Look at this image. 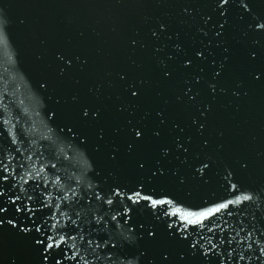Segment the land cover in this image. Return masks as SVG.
<instances>
[{
    "label": "water",
    "instance_id": "water-1",
    "mask_svg": "<svg viewBox=\"0 0 264 264\" xmlns=\"http://www.w3.org/2000/svg\"><path fill=\"white\" fill-rule=\"evenodd\" d=\"M0 264H264V0H0Z\"/></svg>",
    "mask_w": 264,
    "mask_h": 264
},
{
    "label": "snow or ice",
    "instance_id": "snow-or-ice-1",
    "mask_svg": "<svg viewBox=\"0 0 264 264\" xmlns=\"http://www.w3.org/2000/svg\"><path fill=\"white\" fill-rule=\"evenodd\" d=\"M228 2V0H220V4L221 6H223L224 4H226ZM133 95H135V93H133ZM135 136L137 138H139L141 136V133L139 131L135 132ZM245 199H247V197H245ZM51 246V245H50Z\"/></svg>",
    "mask_w": 264,
    "mask_h": 264
}]
</instances>
